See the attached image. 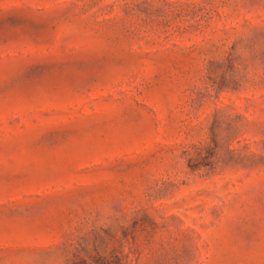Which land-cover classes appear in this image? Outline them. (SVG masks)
I'll list each match as a JSON object with an SVG mask.
<instances>
[{
  "label": "rangeland",
  "instance_id": "1",
  "mask_svg": "<svg viewBox=\"0 0 264 264\" xmlns=\"http://www.w3.org/2000/svg\"><path fill=\"white\" fill-rule=\"evenodd\" d=\"M0 264H264V0H0Z\"/></svg>",
  "mask_w": 264,
  "mask_h": 264
},
{
  "label": "trees",
  "instance_id": "2",
  "mask_svg": "<svg viewBox=\"0 0 264 264\" xmlns=\"http://www.w3.org/2000/svg\"><path fill=\"white\" fill-rule=\"evenodd\" d=\"M98 258H100V259H102V260H105V257H104V256H101V254H100V257H98ZM83 260H84V261H87L88 259H87V258H83Z\"/></svg>",
  "mask_w": 264,
  "mask_h": 264
}]
</instances>
